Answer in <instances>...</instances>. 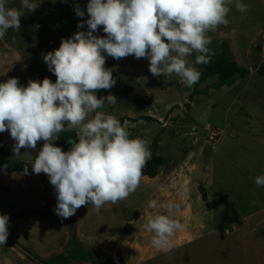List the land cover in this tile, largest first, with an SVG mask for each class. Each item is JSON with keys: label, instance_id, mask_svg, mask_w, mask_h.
Here are the masks:
<instances>
[{"label": "rangeland", "instance_id": "1", "mask_svg": "<svg viewBox=\"0 0 264 264\" xmlns=\"http://www.w3.org/2000/svg\"><path fill=\"white\" fill-rule=\"evenodd\" d=\"M32 2L39 6L20 18V30L10 29L0 39V83L18 78L27 86L30 79L46 77L54 83L56 77L43 56L57 49L62 38L88 30L86 24L77 27L88 18V0ZM241 2L248 6L246 12L237 11L233 3L228 25L208 33L211 54L225 42L236 61L251 71L232 86H219L214 76L185 87L175 75L154 77L146 58L106 56L105 67L112 70L116 83L96 94L98 98L112 94L117 103L106 102L100 111L125 118L130 138L144 139L150 150L157 143L154 153L169 159L161 170L170 174L177 169L190 189L181 207L184 214L175 212L184 229L171 238L173 251L147 264H264V186L255 184V178L264 175V78L256 71L264 62V0ZM77 5L84 17L76 15ZM8 6L19 9L21 0H9ZM93 34L106 35L102 26ZM188 59L195 63L192 56ZM195 67L201 71L200 64ZM211 130L223 134L211 139ZM14 144L8 131L0 133V159L34 156L35 150L23 148L15 156ZM155 190L142 177L127 199L106 203L99 212L91 204L81 206L85 217H92L99 227V245L110 232L117 242L115 230L124 222L136 224L129 232L130 244L152 245L151 234L144 229L147 218L138 209ZM44 201L57 203L46 174L0 172V214L10 218L0 264H41L38 260L58 254L60 238L53 230L63 226V220L54 212L56 205L46 207L48 213L39 211ZM166 202L169 198H161L159 204ZM154 210L153 216L166 214Z\"/></svg>", "mask_w": 264, "mask_h": 264}, {"label": "clouds", "instance_id": "2", "mask_svg": "<svg viewBox=\"0 0 264 264\" xmlns=\"http://www.w3.org/2000/svg\"><path fill=\"white\" fill-rule=\"evenodd\" d=\"M233 3L241 13L248 10L241 0H88V18L77 25L79 29L86 24L88 30L62 38L57 49L43 56L56 77L54 83L47 77L30 79L27 86L18 78L0 83V133H10L15 156L22 148L35 150L43 142L30 164L33 173L46 174L54 187L58 217L68 219L89 204L99 212L106 203L127 199L140 186L152 158L147 141L130 138L116 116L100 111L106 102L117 103L112 94L99 98L96 94L116 83L112 70L105 67L106 56L146 58L154 77L175 75L185 87H192L201 75L195 64L211 59L208 33L228 25ZM8 4L9 0H0V39L10 29L19 31L20 18L39 6L32 0H21L19 9ZM75 13L85 16L78 5ZM100 26L103 37L93 34ZM193 54L194 64L188 59ZM69 130L76 131L77 139H69L71 148L64 151L54 141ZM255 184L264 186V175L257 176ZM177 191L186 196L190 189L184 185ZM148 207L165 210L166 214L149 216L144 229L154 247L167 251L171 238L184 229L175 218L179 205L172 201L158 205L150 199ZM9 219L0 214V246L9 236Z\"/></svg>", "mask_w": 264, "mask_h": 264}, {"label": "crops", "instance_id": "3", "mask_svg": "<svg viewBox=\"0 0 264 264\" xmlns=\"http://www.w3.org/2000/svg\"><path fill=\"white\" fill-rule=\"evenodd\" d=\"M161 169L163 168H159V173L154 178L142 176L144 179L148 180L150 184L154 185L156 190L151 196L147 198L144 205L138 209V212H140V214L146 218L153 216L155 210L148 207V201L150 199H155L159 204L160 199L166 197L169 198V201L179 202L180 208H178L177 213L178 215L182 216L184 213L181 207L186 203V200L189 197L188 195L180 196L177 189L180 186L187 184L186 176L183 177L177 169L172 170L170 174H167ZM191 170L192 167L190 168V172H192ZM41 205L43 207H41L39 211H42L45 214L49 211L46 207L56 205V203L53 201H44V203L42 202ZM89 217V215L85 217V213L83 210H81V208H79L75 215L68 219H63V226H59L53 230L58 235V238H60V241L58 242V254H66L68 242L71 238L72 232L77 235L85 249L90 251L92 254L103 256L105 259L115 261L117 264H119V261H122L123 264H147L155 258L169 255L173 251L172 248L164 251L162 249L154 248L152 245H148L147 247L143 248L134 244H130L129 232L133 231V227L136 225L132 222H124L115 230L116 234L118 235L115 237L118 238L117 242L114 241V236L112 237V232H110L108 234V239L105 243H103L104 245H99V240L96 239L97 228L99 227L96 225L95 221H92V217ZM72 226L74 227L73 229ZM68 264L93 263L71 261Z\"/></svg>", "mask_w": 264, "mask_h": 264}, {"label": "trees", "instance_id": "4", "mask_svg": "<svg viewBox=\"0 0 264 264\" xmlns=\"http://www.w3.org/2000/svg\"><path fill=\"white\" fill-rule=\"evenodd\" d=\"M195 60V54L192 55ZM201 75L198 82H202L211 77H218L219 86H232L238 80L246 79L249 77L251 71L248 67L240 64L234 58L227 43L223 42L220 45L219 52L211 54L210 62L207 64H200ZM257 73L264 78V62L256 67ZM197 82V83H198ZM193 94L190 98H193ZM152 119V117H149ZM122 126H124L125 118H118ZM69 139H77L76 131L69 130L59 133L57 140L54 141L55 146L61 147L64 151H68L71 145L68 143ZM43 147V142L40 141L35 149V154L30 160H15V159H0V172L15 173L24 172V167L27 165L28 172L32 171L30 162L35 156L38 155L39 150ZM169 162V159L158 155L152 154V158L147 162L143 169L142 176L154 178L159 173V168L163 167ZM7 165L5 169L3 166ZM74 227L72 226V229ZM117 264L115 261L105 259L103 256L94 255L82 245L77 235L72 232L71 238L68 242L66 254H57L48 260H38L41 264H68L71 261L91 262L98 264ZM119 264H123L119 261Z\"/></svg>", "mask_w": 264, "mask_h": 264}, {"label": "built area", "instance_id": "5", "mask_svg": "<svg viewBox=\"0 0 264 264\" xmlns=\"http://www.w3.org/2000/svg\"><path fill=\"white\" fill-rule=\"evenodd\" d=\"M223 134L222 130H211V139H214L216 137H220Z\"/></svg>", "mask_w": 264, "mask_h": 264}, {"label": "water", "instance_id": "6", "mask_svg": "<svg viewBox=\"0 0 264 264\" xmlns=\"http://www.w3.org/2000/svg\"><path fill=\"white\" fill-rule=\"evenodd\" d=\"M156 149H157V143H154V145L151 148L152 153H154V151H156ZM101 263H102V260H99L98 264H101Z\"/></svg>", "mask_w": 264, "mask_h": 264}]
</instances>
